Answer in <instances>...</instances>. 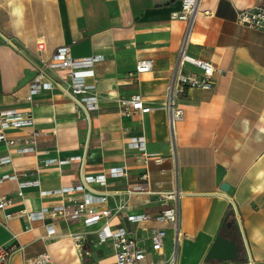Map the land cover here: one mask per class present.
I'll list each match as a JSON object with an SVG mask.
<instances>
[{"label": "crops", "instance_id": "obj_1", "mask_svg": "<svg viewBox=\"0 0 264 264\" xmlns=\"http://www.w3.org/2000/svg\"><path fill=\"white\" fill-rule=\"evenodd\" d=\"M24 26L15 29L11 18L0 29V107H18L32 113L35 125L8 130L10 137L31 138L45 131L36 153L19 154L0 144V156L12 163L0 166V175L13 171L39 179L15 198L8 221L0 213V247L20 246L9 264H24L25 257L51 254L49 264H114L111 240L101 241V226L81 221L55 223L56 234L47 237L45 223L29 222L26 212L58 205L62 195H48L76 185L87 176L123 168L107 185L110 208L126 205L109 221V230L126 227L150 245L153 229L165 228L164 250L151 251L142 264H264V194L250 191L256 167H264V138L256 139V126L264 115V31L237 23L240 9L262 5L264 0H199L192 26L173 18L183 0H22ZM4 8L6 0H0ZM3 7H0V11ZM10 11V9H9ZM1 23V22H0ZM188 38V53L211 61L216 67L215 86L192 88L181 97L184 120L176 125L171 142L168 112L163 106L167 86ZM40 41L45 51L38 52ZM68 45L74 58L103 55L94 78L99 109L88 116L79 112L76 100L54 89L43 91L32 102L25 100L38 64L58 47ZM151 58L153 69L136 73L139 60ZM193 69L191 66L189 67ZM67 83L66 71L55 78ZM62 77V78H61ZM140 93L152 109L149 113L125 106ZM250 121L243 132L241 121ZM143 136L147 152L164 157L163 164H145L131 137ZM82 156L66 164L45 166L47 158ZM149 177V185L143 175ZM141 185L150 193L133 191ZM227 185V189L222 187ZM181 191L180 219L176 230L155 220L133 223L128 216L159 214L164 205L159 192ZM15 181H1L0 192L15 195ZM30 223L31 230L26 229ZM224 224V234L221 227ZM259 236L254 239V232ZM81 234L77 243L72 235ZM260 242L257 243L256 241Z\"/></svg>", "mask_w": 264, "mask_h": 264}, {"label": "built area", "instance_id": "obj_2", "mask_svg": "<svg viewBox=\"0 0 264 264\" xmlns=\"http://www.w3.org/2000/svg\"><path fill=\"white\" fill-rule=\"evenodd\" d=\"M199 0H183L180 12L174 13L173 18L187 21L192 26L193 17L196 12ZM237 23L253 29L264 31V4L240 9L237 14ZM188 38H186L179 51L178 66L174 70L170 82L167 86L164 108L168 112V125L171 142L175 143L176 125L184 120L185 111L180 104V99L192 88H201L205 90L213 89L215 86L216 67L211 61L196 58L188 53ZM45 43L40 41L38 52L45 51ZM104 59L103 55H93L83 58H74L71 54V47L63 45L57 48L54 54L48 60H43L38 64L36 74L29 83V91L25 98L32 102L38 94L43 91L59 89L68 95H71L79 107V112L84 110L89 116L91 112L99 109V96L96 82L89 83L88 78H94L95 65ZM192 67L193 69L189 68ZM153 69V60L151 58L141 59L136 66V73H148ZM66 71L67 83H63L60 78H55L57 71ZM125 106L138 110L141 113H149L151 107L145 102L142 94L132 95L129 101H125ZM35 120L32 113L23 111L18 107H0V144L12 147L19 154L36 153L38 141L47 133L45 131H36L31 138L22 136L10 137L6 131L33 127ZM128 146L137 149L145 164L154 161L157 164H163L164 157L150 154L147 152L146 139L143 136L131 137ZM82 156H76L69 159L59 160L58 158H47L44 160L45 166L54 164H66L74 160H81ZM10 155L0 156V166L12 163ZM124 172L123 168L117 167L109 170L108 173L97 176H87L80 183L71 186H65L53 191H47L48 195H62L64 201L51 207H43L36 211L26 212L29 222L45 221L47 216L52 221L45 223L47 237L52 238L56 234L55 223L59 220L65 222L81 221L86 227L101 226L99 237L101 241L111 240L115 249L114 264H142L148 254L153 252H162L167 237L165 228L153 229L150 245L143 244L134 233L126 227H118L109 230V221L113 216L119 215L126 205L119 204L115 208H110L108 190L99 191L93 187V184L107 185L110 177H118ZM143 180L149 185V177L143 175ZM15 181L18 184V191L15 195L4 194L0 192V213L5 220L13 217L10 208L14 205L15 198H24V189L31 186L40 185L39 179H29V173L22 171H13L0 175L1 181ZM133 191L150 193V189L138 185ZM183 196L181 191L159 192L158 199L164 205V209L157 215L150 213L128 216L129 221L140 223L143 221L155 220L160 223H169L176 230L178 229L180 219V200ZM27 230H31L30 223L26 225ZM73 239L81 243L84 239L81 234H73ZM23 251V247L1 246L0 264H9L13 255ZM52 262L51 254L47 251L39 252L32 257H25L24 264H49ZM151 264H155L154 262ZM169 264H175L173 256L169 259ZM247 264H254L250 260Z\"/></svg>", "mask_w": 264, "mask_h": 264}, {"label": "clouds", "instance_id": "obj_3", "mask_svg": "<svg viewBox=\"0 0 264 264\" xmlns=\"http://www.w3.org/2000/svg\"><path fill=\"white\" fill-rule=\"evenodd\" d=\"M6 4L9 11V16L11 18L12 26L15 29H21L24 26V13L25 9L22 3V0H6ZM3 4H0V7H3ZM243 132L247 134L250 131V121L245 119L241 121ZM256 139L259 141L261 138H264V115L259 119V122L256 126ZM261 162H264V157L260 158ZM256 171L251 177L253 183L249 186L250 191L254 195L264 194V167L254 166ZM259 236V232H254V239ZM257 243L260 241L257 240Z\"/></svg>", "mask_w": 264, "mask_h": 264}, {"label": "rangeland", "instance_id": "obj_4", "mask_svg": "<svg viewBox=\"0 0 264 264\" xmlns=\"http://www.w3.org/2000/svg\"><path fill=\"white\" fill-rule=\"evenodd\" d=\"M10 20V16H9V9L8 7L6 8H2V10L0 11V29L3 28V26H1L2 24L5 26H8V22Z\"/></svg>", "mask_w": 264, "mask_h": 264}, {"label": "trees", "instance_id": "obj_5", "mask_svg": "<svg viewBox=\"0 0 264 264\" xmlns=\"http://www.w3.org/2000/svg\"><path fill=\"white\" fill-rule=\"evenodd\" d=\"M221 235H223L224 234V224L222 225V227H221Z\"/></svg>", "mask_w": 264, "mask_h": 264}, {"label": "water", "instance_id": "obj_6", "mask_svg": "<svg viewBox=\"0 0 264 264\" xmlns=\"http://www.w3.org/2000/svg\"><path fill=\"white\" fill-rule=\"evenodd\" d=\"M222 189H223V190L227 189V185L223 186Z\"/></svg>", "mask_w": 264, "mask_h": 264}]
</instances>
